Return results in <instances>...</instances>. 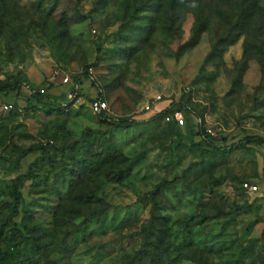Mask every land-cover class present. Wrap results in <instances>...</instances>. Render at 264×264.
I'll list each match as a JSON object with an SVG mask.
<instances>
[{
  "label": "rangeland",
  "instance_id": "374dc122",
  "mask_svg": "<svg viewBox=\"0 0 264 264\" xmlns=\"http://www.w3.org/2000/svg\"><path fill=\"white\" fill-rule=\"evenodd\" d=\"M250 2L237 41L201 72ZM15 83L0 93V220L12 180L41 161L2 242L13 264H121L142 244V199L163 181L173 264H264V145L242 142L264 138V0H0V86ZM74 86L67 111L26 108L41 89L66 105ZM157 95L156 109L202 114L223 151L197 114L180 128L153 120L144 107ZM100 98L104 116L90 108ZM121 158L133 170L117 182Z\"/></svg>",
  "mask_w": 264,
  "mask_h": 264
},
{
  "label": "trees",
  "instance_id": "16d2710c",
  "mask_svg": "<svg viewBox=\"0 0 264 264\" xmlns=\"http://www.w3.org/2000/svg\"><path fill=\"white\" fill-rule=\"evenodd\" d=\"M247 1V0H245ZM244 13L242 15V24L238 23L233 27L229 35L218 39L214 45L212 46V50L204 60L203 67L201 72L204 71L207 65L213 63V60L216 56L221 57L226 49L233 45L239 34H241V30L244 27V24L253 17L256 13L257 6L253 5V3H245ZM241 26V28H240ZM240 28V29H239ZM232 34H235L232 35ZM84 77H89L88 73L86 72ZM76 82L79 83V80L76 79ZM22 85L20 83L15 84H8L0 86V93H12L21 91ZM41 90L37 91L34 95L35 101L37 105L28 104L27 109L33 113H61L67 111L73 107V105L78 101V95H76L75 99L66 105H62L56 102H52L48 99H44L45 94L40 93ZM40 96V97H37ZM176 111H181L180 109L176 108L175 105L171 104L169 107L162 110L160 113L154 115L153 120L160 121L163 120L165 122V118L175 113ZM183 112V111H182ZM184 113V112H183ZM107 114V113H106ZM106 114H102L104 116ZM197 114L198 117L201 119L200 123V135L203 137L205 142L208 143L209 147L216 153H220L223 149L216 147L213 143H211L208 139V135L204 132V116L199 114L195 110L188 111V114L184 113L185 117L187 115L194 116ZM166 123V122H165ZM170 126L179 127L175 123H166ZM140 125L137 121H129L126 119H120L117 127L123 128H133ZM187 125V120H186ZM185 125V126H186ZM184 127V126H183ZM243 143L250 145H264V138L260 136H247L243 139ZM52 147L47 144L45 146H32L24 151L21 152L20 157L25 158L28 154L35 152L39 149L43 151V153L49 151ZM232 148V147H230ZM229 148V149H230ZM118 159V158H117ZM116 159V160H117ZM41 159H36L33 163L30 164L28 171L25 174L19 175L15 179L12 180L11 186V196H12V203L6 205L4 209V214L0 220V264H13L12 255L9 251H5L2 248V242L4 241L5 233L10 229L14 220L21 214V208L24 204V198L21 191V187L26 182L34 183L37 175L35 173V167L40 163ZM118 164L124 165V168H119L117 171H112V178L117 182H121L124 178H127L130 175V172L133 170V164L128 162L127 159L121 158L117 161ZM173 184V182L163 181L159 183L155 189L145 196L142 199L143 203H148L151 207L150 209V218L148 222L142 227L141 229V236H142V244L138 251L133 254H126L121 264H173V258L171 250V242H170V230L168 227L169 219L166 215L162 213V204L160 202V198L164 194V192L169 188V186ZM264 222V218H263ZM24 230L31 234V227L24 225Z\"/></svg>",
  "mask_w": 264,
  "mask_h": 264
},
{
  "label": "built area",
  "instance_id": "2783aa9c",
  "mask_svg": "<svg viewBox=\"0 0 264 264\" xmlns=\"http://www.w3.org/2000/svg\"><path fill=\"white\" fill-rule=\"evenodd\" d=\"M63 82L68 84L72 81L70 80L69 77L66 76L63 79ZM40 93L45 94L46 91L44 89H41ZM77 93H78V87L74 86L72 91L68 94V97L70 99H72V98L75 99L76 95H78ZM162 98H163L162 95H157V96L153 97L152 102L148 101L147 104L145 105L144 109L148 112H153L154 115L157 113H160L161 109H156V107H155L156 104H154V103L162 102V100H163ZM167 107H169V105H167ZM4 108H5V110H9L12 107L6 105ZM90 108H91L92 113L95 115L106 114L109 110L107 101L105 99H102V98L96 99L93 103H91ZM165 122L166 123H175L178 126L183 127L186 125V117L182 111H176L175 113L168 115L165 118ZM207 132H209L211 134L210 130H208ZM243 188H244V190L249 191L251 193H255L259 190L258 185L250 183V182H245L243 184Z\"/></svg>",
  "mask_w": 264,
  "mask_h": 264
}]
</instances>
